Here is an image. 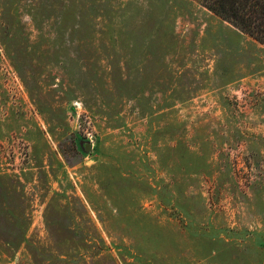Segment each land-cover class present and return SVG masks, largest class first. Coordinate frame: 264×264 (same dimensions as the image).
I'll use <instances>...</instances> for the list:
<instances>
[{
  "label": "rangeland",
  "instance_id": "374dc122",
  "mask_svg": "<svg viewBox=\"0 0 264 264\" xmlns=\"http://www.w3.org/2000/svg\"><path fill=\"white\" fill-rule=\"evenodd\" d=\"M0 264H264V45L196 0H0Z\"/></svg>",
  "mask_w": 264,
  "mask_h": 264
},
{
  "label": "trees",
  "instance_id": "16d2710c",
  "mask_svg": "<svg viewBox=\"0 0 264 264\" xmlns=\"http://www.w3.org/2000/svg\"><path fill=\"white\" fill-rule=\"evenodd\" d=\"M242 33L264 45V0H196Z\"/></svg>",
  "mask_w": 264,
  "mask_h": 264
},
{
  "label": "water",
  "instance_id": "95a60500",
  "mask_svg": "<svg viewBox=\"0 0 264 264\" xmlns=\"http://www.w3.org/2000/svg\"><path fill=\"white\" fill-rule=\"evenodd\" d=\"M90 148V147H89Z\"/></svg>",
  "mask_w": 264,
  "mask_h": 264
}]
</instances>
